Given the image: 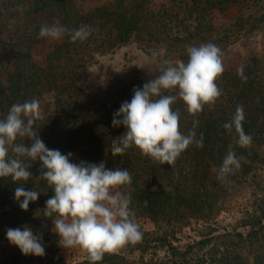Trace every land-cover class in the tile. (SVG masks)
Returning a JSON list of instances; mask_svg holds the SVG:
<instances>
[{
  "label": "trees",
  "instance_id": "trees-1",
  "mask_svg": "<svg viewBox=\"0 0 264 264\" xmlns=\"http://www.w3.org/2000/svg\"><path fill=\"white\" fill-rule=\"evenodd\" d=\"M226 1L170 0L168 5L153 8L152 0H111L82 11L72 0H0V19L8 11L28 3V14L49 10L58 16L60 26L75 29L88 25L91 30V35L82 42L73 43L64 35L49 52L44 66L31 61L30 49L39 42L40 30L37 27L19 36L7 48L1 44L0 52L3 51L10 71L7 73V84L3 85L0 81V119L6 117L13 104L32 99L42 101L47 95L49 100L43 106L41 118L36 120L34 128L38 129L39 138L49 149H58L63 154L77 151L81 161L96 164L103 161L113 169H127L132 182L124 187L127 188L126 195L131 196V203L135 202L134 210L155 221L159 216L170 215L172 236L192 219L203 221L205 231L199 235L200 239L183 250L169 242L166 232L152 239L159 247H166L169 251L164 264H198L188 258L189 253L195 248L200 250L208 246L206 255L209 264H264V156L258 151L264 146V87L253 82V72L244 73L248 78L246 82H242L237 73L223 72V94L215 105H206L198 116L190 115L183 102L177 100L173 109L180 111V130L188 134L193 129V120L198 119L196 137L198 139L203 133L204 141L202 148L190 145L172 168L167 164L154 163L135 147L122 156L113 157L112 141L126 131L123 125L112 126L113 114L121 106L118 101L124 95V88L118 89L106 101L103 110L89 108L81 85L71 88L72 77L60 81L64 77L61 69L76 56L83 61L82 56L89 49L101 53L108 43L107 39L114 40L118 45L126 44L132 38L148 44L150 40L166 42L161 49L163 58L187 62V47L198 46L207 40L206 35L213 29L209 21L212 10L209 5H221ZM261 19H264V14ZM193 39L195 42L191 43ZM144 50L150 55L153 51H161L147 47ZM73 66L75 62L69 63L68 67ZM250 75L252 79H249ZM133 89L128 94V101L132 98ZM238 105L245 113L243 129L252 136L249 148L237 146L235 131L229 134L222 127L231 121ZM230 144L241 167L235 174L229 175L230 183L224 185L217 179V171ZM25 163L32 165L29 168L32 179L29 181L17 184L10 177L0 178V211L7 207L12 226L27 225L34 234L41 235L46 254L37 257L20 252L4 264H65L57 243L59 237L50 230L54 217L44 216L45 202L54 195L53 190L46 181L36 180L40 175L39 161L25 158ZM246 183L254 186L252 210L243 212L230 229L221 228L218 232L219 228L213 227L209 221L223 211L227 197L242 191ZM21 186L41 193L37 201L30 202L27 211L21 210L14 199L15 188ZM37 213L40 216H36ZM97 264L123 263L117 255L105 254Z\"/></svg>",
  "mask_w": 264,
  "mask_h": 264
},
{
  "label": "clouds",
  "instance_id": "clouds-1",
  "mask_svg": "<svg viewBox=\"0 0 264 264\" xmlns=\"http://www.w3.org/2000/svg\"><path fill=\"white\" fill-rule=\"evenodd\" d=\"M64 35L70 41H85L91 30L88 25L69 29L54 22L51 26L42 25L37 38L60 39ZM188 60H178L173 64L163 58V51H153L151 57L161 59L160 74L134 87L130 101L121 104L113 114L112 126H124L126 131L113 139L111 155L122 156L135 147L141 155L159 165L175 167L177 159L190 145L203 147L204 134L197 139L195 129L199 120H193V129L188 134L180 130V111L173 105L180 100L186 111L193 117L203 112L204 107L215 105L223 94L216 81L224 72L222 50L214 43L189 45L186 49ZM242 82L247 81L243 68L237 71ZM175 92L176 94H168ZM41 118L40 103L36 99L13 104L5 118L0 119V178L10 177L13 183L32 179L25 158L39 161L40 175L36 180H44L52 188V195L46 202L44 216L51 219L52 231L59 237L60 247L80 248L90 264L102 261L105 254H116L128 244L142 241L143 232L135 222V210L130 207L131 196L118 189L129 185L132 176L127 169H108L105 162H72L73 154L49 149L34 128ZM245 113L238 105L230 122L222 127L236 134L235 144L240 148L252 145V136L243 129ZM27 138L30 146L16 141ZM241 164L233 149L228 146L226 155L217 171V179L224 185L230 183L229 175L235 174ZM41 193L15 188L14 199L23 211L30 202L38 200ZM22 198V199H21ZM147 206V201L144 202ZM6 238L19 248L25 256H45L42 236L34 234L31 227L8 228Z\"/></svg>",
  "mask_w": 264,
  "mask_h": 264
},
{
  "label": "rangeland",
  "instance_id": "rangeland-1",
  "mask_svg": "<svg viewBox=\"0 0 264 264\" xmlns=\"http://www.w3.org/2000/svg\"><path fill=\"white\" fill-rule=\"evenodd\" d=\"M72 1L80 10L88 11L111 0ZM169 2L170 0H152L151 6L158 8L160 5H168ZM213 5H209L212 9L209 21L213 29L206 35L208 39L199 45L208 42L216 44L223 53L224 72L237 73L238 69L242 67L245 74L247 71L253 72L252 75L255 74L253 82H258L264 87V19H261V15L264 14V0H227L221 5ZM28 6L27 3L22 7L14 8L0 19V45L4 44L3 48H7L16 42L22 34L30 33L33 28L37 27L40 30L42 25L51 26L58 21V16L49 10L37 14H28ZM60 41L61 38L56 40L48 37L39 38V42L33 44L30 49L31 61L44 66L49 52ZM107 42L101 53L89 49L87 54L82 56L83 61H80L79 57L76 56L73 61L64 64L62 69L58 68L62 70L61 74L64 75L60 81L63 82L68 77H72L71 88H78L81 85L87 96L83 97L86 99L88 107L99 108V110H103V105L118 89L124 88V95L118 101L119 104H122L129 100L128 94L134 87L142 88L148 80L156 78L160 74L162 58L158 57L156 61H153L151 55L144 48L161 50L166 44V42L152 40L148 44L135 38L121 45L112 39H107ZM190 42L194 43L195 40ZM180 47L177 46V48ZM2 53L3 51L0 52V81L6 85L10 66L7 65V59ZM176 61L173 60V64ZM72 62H75V66L68 67L69 63ZM252 75L248 76L249 79H252ZM221 77L222 75L216 81L220 89H222L223 84ZM48 100L49 97L45 95L42 101H39L41 114L43 106ZM17 141L19 143L24 142L26 146L31 144L27 138L24 141L18 138ZM258 151L264 156V146L260 147ZM67 153L69 152L64 154ZM71 153L73 154L72 162L79 163L81 161L80 154L77 151H71ZM105 166L108 169H113L110 164H105ZM118 190L126 195L127 188L124 186ZM253 190L254 186L246 183L242 191L228 196L223 211L216 214L215 219L209 223L213 227L219 228L220 231L218 232H221V228L230 229L233 227L243 212L252 210L253 198L251 193ZM130 207L134 209L135 202H132ZM7 211V207L0 211V264H4L11 256L21 252L18 247L9 243L6 238V230L8 228H23V226H12L11 221L8 220ZM135 214V222L138 223L143 235H145L141 242L135 245L128 244L115 254L123 264H164L169 251L166 247H159L152 240L153 238L166 232L169 242L183 250L187 245H192L193 242L198 241L201 232L205 231L202 227L205 225L203 221L192 219L188 225L175 231L172 236L170 215L164 218L159 216L155 221L136 210ZM36 216L40 215L37 213ZM52 229L53 224L51 222L50 230L52 231ZM57 243L59 245V239ZM146 245L148 246L147 249L143 250L142 248ZM208 248L209 246L200 250L195 248L189 253L188 258L198 264H209L206 255ZM60 251L65 264H90L87 254L80 248L64 249L60 247Z\"/></svg>",
  "mask_w": 264,
  "mask_h": 264
}]
</instances>
